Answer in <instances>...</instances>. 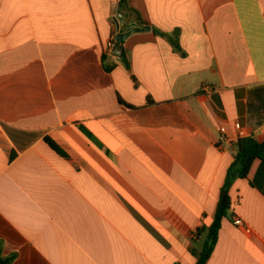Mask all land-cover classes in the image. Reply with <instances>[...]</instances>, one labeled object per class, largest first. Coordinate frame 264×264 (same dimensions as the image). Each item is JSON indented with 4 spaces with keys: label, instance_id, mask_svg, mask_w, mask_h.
<instances>
[{
    "label": "crops",
    "instance_id": "crops-1",
    "mask_svg": "<svg viewBox=\"0 0 264 264\" xmlns=\"http://www.w3.org/2000/svg\"><path fill=\"white\" fill-rule=\"evenodd\" d=\"M119 2L0 0V264H197L236 123L264 135V0H128L123 61ZM260 166L206 264H264Z\"/></svg>",
    "mask_w": 264,
    "mask_h": 264
},
{
    "label": "trees",
    "instance_id": "trees-1",
    "mask_svg": "<svg viewBox=\"0 0 264 264\" xmlns=\"http://www.w3.org/2000/svg\"><path fill=\"white\" fill-rule=\"evenodd\" d=\"M119 6L131 14L130 19L122 25L128 27L132 23H135L136 26L146 25L139 12L129 6L128 0H120ZM107 69H110V67L108 66ZM45 140L55 151L64 154L61 147L54 140L49 137H46ZM258 159L261 160V166L258 176L251 181V184L264 193V135L260 138L246 137L239 139L234 151V162L228 171L227 181L222 189L214 221L210 226L204 225L198 229L197 233L203 236V247L199 252L197 264H206L215 250L223 220L228 217L232 209L230 189L233 182L238 178H248L254 162Z\"/></svg>",
    "mask_w": 264,
    "mask_h": 264
},
{
    "label": "built area",
    "instance_id": "built-area-1",
    "mask_svg": "<svg viewBox=\"0 0 264 264\" xmlns=\"http://www.w3.org/2000/svg\"><path fill=\"white\" fill-rule=\"evenodd\" d=\"M114 33L108 42L107 46V53L115 56L118 50V41H117V35L122 32L121 31V25L119 24V21L117 19V16H114ZM237 133H238V140L241 138L246 137H254V133L250 132L246 127H244L241 123H236L235 125ZM259 132L264 134V123L259 127ZM228 143V139L225 135V133H222L219 139V146L222 147ZM235 224L238 226H242L244 224V221L240 218L235 219Z\"/></svg>",
    "mask_w": 264,
    "mask_h": 264
},
{
    "label": "water",
    "instance_id": "water-1",
    "mask_svg": "<svg viewBox=\"0 0 264 264\" xmlns=\"http://www.w3.org/2000/svg\"><path fill=\"white\" fill-rule=\"evenodd\" d=\"M116 12H117V10H116ZM117 19H118L120 25L125 24V22H126V18L122 14H118ZM149 30H151L150 26L138 27V26H136L135 23H132L127 31L120 32L117 35V41H118L117 54H118V57L122 60V52L124 51V43L131 35L138 33V32H145V31H149Z\"/></svg>",
    "mask_w": 264,
    "mask_h": 264
}]
</instances>
